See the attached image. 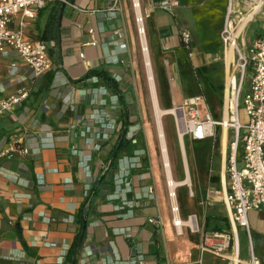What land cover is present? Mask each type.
<instances>
[{
	"label": "crops",
	"instance_id": "obj_1",
	"mask_svg": "<svg viewBox=\"0 0 264 264\" xmlns=\"http://www.w3.org/2000/svg\"><path fill=\"white\" fill-rule=\"evenodd\" d=\"M68 1L62 15V4H49L25 28L30 37L41 40L51 9L59 7L54 31L42 40L54 43L49 50L54 63L50 72L32 77L15 54L0 63V84H5L0 98L20 88L29 94L15 111L0 117V152L11 143L27 150L0 159V264H132L133 260L142 264H227L217 252L229 248L213 236L215 232L226 235L229 243L236 233L241 260L253 255L264 264V222L255 226L256 235L249 222L250 214L262 212L247 214V234L232 221L226 200L229 184L225 165L231 131H226L224 172L220 152L223 131L216 127L220 170L215 176L201 177L198 159L192 157L190 164L184 138L192 146L213 139L193 141L185 136L183 154L177 135L171 141L175 156L170 160L163 122L166 116L162 118L170 177L177 184L183 183L175 190V202L170 199L133 7L137 2L139 11L147 14L143 25L156 103L166 110L194 96L182 98L180 104L173 99L170 106L165 104L172 80L170 69L181 70L175 58L180 49L195 58L191 67L197 82L196 72L203 69L209 87L222 91L223 102L226 67L221 33L228 0H167L177 3L172 13L159 8L164 0ZM258 3L261 8L255 12L253 7ZM231 8L252 14V22L245 25L242 21V35L251 23H257L253 39L248 42L241 36L240 44L247 54L255 37H264V1L233 0ZM17 25L15 19L12 27ZM182 30L190 34L187 47L180 41ZM91 40L96 41L95 46L86 44ZM218 42L219 51L214 50ZM165 55L173 61L164 60V70L161 57ZM12 63L18 66L15 70H11ZM249 71L251 76L253 71ZM22 76L26 81L20 82ZM208 109L215 120L209 105ZM119 136L122 142L113 160ZM240 146L238 167L242 165ZM180 188L187 189L193 206L179 201ZM174 204L182 226L173 225ZM189 216L195 217V227L187 226ZM81 228L85 237L71 257L69 250ZM253 241L258 242V253Z\"/></svg>",
	"mask_w": 264,
	"mask_h": 264
},
{
	"label": "built area",
	"instance_id": "obj_2",
	"mask_svg": "<svg viewBox=\"0 0 264 264\" xmlns=\"http://www.w3.org/2000/svg\"><path fill=\"white\" fill-rule=\"evenodd\" d=\"M232 2L233 0H228V10L221 33L226 67L221 119H223L226 106L227 126L221 122V119L216 121L211 117L208 105L202 95L192 96L179 106H174V109H178L182 116L181 137L187 136L193 141H203L213 137L216 127H219L221 131L226 128V131L232 132L233 137L229 143L225 165L229 184V194L226 200L231 210L232 221L247 234H250L247 214L252 211L264 213V37H255L247 49L248 56L242 52L240 47L244 29H241L242 21L245 16H250V19L245 23L247 25L253 21V18L252 15L234 12L231 8ZM52 3L70 5L68 0H0V63L15 54L22 67L28 69L34 78L41 77L53 69L54 63L49 53V50L54 47L53 41L45 42L32 38L25 31V28L37 17V13ZM176 5V2L164 0L160 1L158 6L165 12L172 13V9ZM260 5L259 3L254 5L255 12L261 8ZM133 7L137 11L135 23L137 32H139V28L144 26L147 14L139 11L137 2L133 3ZM15 19H18V25L13 28ZM93 33V30H89V34L93 35ZM119 37H121L120 34ZM189 40V32L182 30L180 41L187 47L190 44ZM86 44L95 46L96 41L91 40ZM229 49L232 52V58L227 61L225 53ZM79 57H83V55L80 54ZM10 67L11 70H15L18 66L12 63ZM248 68L253 73L249 79V88L243 94ZM19 80L24 82L26 78L22 76L19 77ZM4 90L5 84L1 83L0 93ZM241 96V103L247 119L246 124L240 122L238 118ZM28 98V90L24 88L18 89L13 95L1 97L0 117L15 111ZM171 116L175 121L177 135H179L178 121L174 115ZM240 143L243 154L242 165L238 167L237 150ZM94 148L98 149V146H94ZM19 152L26 153L27 150L21 148L18 143H11L0 152V159L10 158L14 153ZM175 213L178 214V207ZM192 219L195 217L189 216L188 221L191 222ZM174 226H177L176 222H174ZM213 236L224 240L226 247L229 248L227 252H222V250L217 252L228 264H262L253 255L248 260H241L236 233H232V243H229V238L224 234L215 232ZM134 262L142 264L141 260H133L132 264Z\"/></svg>",
	"mask_w": 264,
	"mask_h": 264
},
{
	"label": "rangeland",
	"instance_id": "obj_3",
	"mask_svg": "<svg viewBox=\"0 0 264 264\" xmlns=\"http://www.w3.org/2000/svg\"><path fill=\"white\" fill-rule=\"evenodd\" d=\"M254 28H257V23H251V25L248 26L244 34L242 35V39L249 42V39L254 38ZM242 52L246 54V51L240 45ZM215 49H220L219 42L216 45ZM213 50V51H214ZM223 52V51H222ZM219 55V54H218ZM247 55V54H246ZM161 64L165 70V66L163 65L164 60L167 62L173 61V58H171L169 55H165L161 57ZM175 58L178 60V64L181 65V70L179 73L175 72L173 67L170 69V77L172 80L170 81V84L167 85L168 95L165 96V104L167 106H170L171 99L175 101L176 104L181 103L182 98L190 97L192 95L196 96L201 94L205 101L206 105H209L210 111L213 115H216L217 121H220L221 117V111H222V91L219 89H213L209 87V84H207L203 72V69H200L198 72V82L195 77V73L193 71L192 60L195 59L194 57H188L187 52L184 49H180L178 51H175ZM249 79H250V71L249 68L247 69V77L245 79V83L243 85V94L248 90L249 85ZM247 80V81H246ZM242 94V95H243ZM192 98V97H191ZM242 96L240 97V104L241 107L239 108L238 118L240 122L246 124L247 119L244 112L243 104L241 103ZM170 109H174V107H171ZM165 110V109H164ZM167 110V109H166ZM146 113L149 114V108H146ZM163 122H165V132H166V138H168V154H170V160L174 158V148H172V140L175 141L177 139V133H176V127H175V121H173V118L171 116L166 115V117L163 119ZM175 129V133H174ZM219 129V128H218ZM232 136V133H229V136ZM230 136V137H231ZM211 140L203 141V142H194V145L192 146L188 140V138H184L185 146H186V153H188L189 161L191 164L192 157H195L198 159V169H200V176L207 177V176H215L220 168H219V162H220V154L218 152L219 147V132L214 134L213 137H211ZM222 140V137H221ZM212 142L214 145L215 151L212 150ZM239 150L242 151V144L239 148ZM153 154L157 155L158 151L156 148H154ZM192 169V176L195 181V171L193 167L190 165ZM198 174V175H199ZM226 178L228 181V177L226 174ZM187 189L186 188H180L179 189V201L183 202L184 206L191 207L193 206V201L189 200L187 198ZM202 220V218H200ZM249 222H250V230L253 232V235L257 234V231L255 230V226L260 224L261 222H264V214L260 213L259 215H252L249 216ZM241 246L243 249V256H245V243L244 240L241 241ZM253 247H255V252L258 253L260 250V247L258 246L257 241H253ZM208 256H205V258ZM227 263V262H226ZM205 264V263H204ZM218 264V263H217ZM228 264V263H227Z\"/></svg>",
	"mask_w": 264,
	"mask_h": 264
},
{
	"label": "bare ground",
	"instance_id": "obj_4",
	"mask_svg": "<svg viewBox=\"0 0 264 264\" xmlns=\"http://www.w3.org/2000/svg\"><path fill=\"white\" fill-rule=\"evenodd\" d=\"M252 15V14H251ZM250 19V16H245L243 19V22L246 23L248 20ZM140 27V26H139ZM138 37H139V43L141 44V53H142V57L144 59V67H145V73L147 74V80H148V90H150V98H151V102H152V106L154 107L153 109V113H154V122L156 124V130H157V138H159V142L161 144V154H162V159H163V169L166 171L167 174V185L169 186V197L170 199H172L173 202L175 199V190L176 188H178L179 186H181V184H183L182 182L177 184L176 182H173L171 179V175H170V163L168 160V154L166 153V145H165V138H164V132H163V122H162V118L166 115H174L176 121H178V125H179V141H180V146H181V151L183 153V137H181V132H182V126H183V121H182V116L181 113L178 109H160L157 106L156 103V90L154 88V81H153V74L151 73V63H150V58H148V47H147V43L145 42V27L143 26L139 28V32H138ZM226 56V60L229 61L232 58V52L231 50H226L225 53ZM227 81H228V77H227ZM221 122H223L226 126L228 123V117L226 115V106L224 109V113H223V119H221ZM222 136V140H221V156H222V160H221V168H222V173L224 172V168H223V164H224V159H225V155H226V144H227V136H226V128L225 130L222 132L221 134ZM184 154V153H183ZM221 173V174H222ZM223 180V179H222ZM186 183L188 184V181L186 180ZM186 187V186H185ZM177 209V206L174 204L173 205V210L172 212L175 213ZM196 220V219H195ZM174 222H176L177 226H180L181 224H183V221L181 220V218L177 217V214L175 213L174 215V220H173V225ZM195 221L194 219H192L191 222H187V226L188 224H190L191 226L195 227ZM182 226V225H181ZM196 231V230H195Z\"/></svg>",
	"mask_w": 264,
	"mask_h": 264
},
{
	"label": "trees",
	"instance_id": "obj_5",
	"mask_svg": "<svg viewBox=\"0 0 264 264\" xmlns=\"http://www.w3.org/2000/svg\"><path fill=\"white\" fill-rule=\"evenodd\" d=\"M58 16H59V7L55 6L51 9V15L47 21V25L45 28V35L43 37H41V40H46V36L54 31V27L57 23L58 20ZM111 86L115 87V82L113 80H111ZM120 139V136H119ZM122 140L120 139V142L118 143V146H116V148L114 149L113 153H112V159L115 160L118 151L120 150V145H121ZM77 238L75 239V241L73 242L70 250H69V255L72 257L75 255V251L77 250V248L81 245L83 239H84V231L81 228V231L77 234Z\"/></svg>",
	"mask_w": 264,
	"mask_h": 264
},
{
	"label": "water",
	"instance_id": "obj_6",
	"mask_svg": "<svg viewBox=\"0 0 264 264\" xmlns=\"http://www.w3.org/2000/svg\"><path fill=\"white\" fill-rule=\"evenodd\" d=\"M63 7H64V5L62 4V6H61V8H60V15H62V10H63ZM61 18V17H60ZM87 211H88V208L86 207L85 209H84V214H87ZM85 228V222H84V226H83V229Z\"/></svg>",
	"mask_w": 264,
	"mask_h": 264
}]
</instances>
